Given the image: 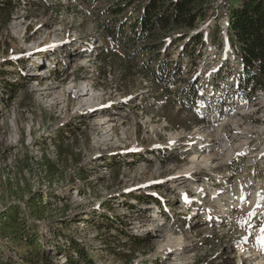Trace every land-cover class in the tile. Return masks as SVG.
Wrapping results in <instances>:
<instances>
[{"label": "rangeland", "instance_id": "1", "mask_svg": "<svg viewBox=\"0 0 264 264\" xmlns=\"http://www.w3.org/2000/svg\"><path fill=\"white\" fill-rule=\"evenodd\" d=\"M104 2L14 0L1 12L0 221L17 215L25 230L0 222V264H82L71 240L92 264H243L249 255L248 264H264V92L250 103L233 97L225 14L217 43L206 39L193 63L172 48L187 78L199 75L196 101L182 105L183 84L162 91L132 47L104 48L96 17ZM101 49L133 56L131 73L117 55L105 66ZM47 66L52 79L32 74ZM71 80L93 88L108 124L94 125L70 89L60 104L37 89ZM196 151L217 158L183 182L178 166ZM160 227L182 241L177 254L158 243ZM12 231L35 233L36 249Z\"/></svg>", "mask_w": 264, "mask_h": 264}, {"label": "trees", "instance_id": "2", "mask_svg": "<svg viewBox=\"0 0 264 264\" xmlns=\"http://www.w3.org/2000/svg\"><path fill=\"white\" fill-rule=\"evenodd\" d=\"M13 1L0 0V15L4 8L12 6ZM104 1L96 13L104 48L124 51L132 47L136 53L134 56L144 59L140 61V66L145 79L162 91H169L177 83L183 84L177 92V99L181 92H186V100H180L182 105L196 101L199 75L194 73L187 78L185 68L175 60L185 53L188 61L193 63L200 56L206 39L217 43L221 13L226 16L224 33L236 65L231 84L233 97L240 103H250L255 100L257 92H264V0ZM217 3L221 4L220 8L216 7ZM4 16L5 26L10 15L6 13ZM210 19L214 20L213 24L209 22ZM177 46L178 54L174 58L172 48ZM103 50L99 59L105 66L107 60L116 55L120 57L111 50ZM125 58H121L124 63L121 66L125 73H131L134 57L127 54ZM210 87L214 88L215 84L212 83ZM44 168L47 170L48 165L45 164ZM40 202L41 198L38 197L35 205H40ZM0 222L3 228L17 225L21 231L25 230L24 222L17 215ZM11 233H8L9 237L24 241L31 239L30 245L36 249L38 236L35 233L32 237L29 234L23 236V232L18 235L17 232ZM132 241L136 244L140 239L133 237ZM71 243L82 264H92L77 243L73 240ZM71 259L67 258V262L70 263Z\"/></svg>", "mask_w": 264, "mask_h": 264}, {"label": "bare ground", "instance_id": "3", "mask_svg": "<svg viewBox=\"0 0 264 264\" xmlns=\"http://www.w3.org/2000/svg\"><path fill=\"white\" fill-rule=\"evenodd\" d=\"M15 27L17 28L18 25L16 24ZM51 37H54V36L51 35ZM53 46H55V45H53ZM28 48H29V50H31L33 47L32 46H28ZM46 72H48V68L47 67H41L37 72H35V74L36 75L38 74L40 76L41 74H44ZM37 89L38 90H44V91L52 92V94L56 98V101H57L58 104L61 103V102H59V100L62 99L63 95L66 92L72 91V92H74V95L78 99L79 103H85L87 105L89 116L90 117H94L95 119L97 118V121L94 122V125H96L97 127H99V126L101 127L104 124H108L110 122V118H107V116L102 117V116L98 115L99 111H96L98 109V107H97L98 105L96 103L92 102L94 100V98H92V96L94 94V90H93V88L88 86V84L85 82V80H82V82H74V81L71 80L69 83H67L65 88H60V89H57V85L41 87V86H38V84H37ZM69 89H70V91H68ZM85 96H87V97H85ZM84 98H85V102H83ZM104 137H105V139H107L109 137V135L107 134ZM214 155H217V154L205 153V152L201 153V152L196 151L195 153H193L190 156V159L188 160L187 163H185L184 165L178 166L179 167V171H178V174H177L178 176L177 177L179 178V180H182L183 182H186L183 178L185 176H187V174L189 172L191 174H195L194 170L202 168L203 164H206V162L211 160L212 158L213 159L217 158ZM184 186L185 185L178 186V188H179L178 193H184L187 190H189L188 188H185ZM171 195L172 196H170L169 200L175 198L174 194H171ZM216 196H217V194H216ZM197 198L198 197L194 196L193 200L195 201V200H197ZM221 204L225 205V202L224 203L221 202ZM156 230H157L156 236L159 237L157 239L158 243L161 244V246L169 247L170 252H172V254H177L179 249H180L179 245L182 243L180 238L177 237V236H173L171 238L167 237V234L164 232V229L161 228V227L156 229ZM183 248H184V246H183ZM249 256L252 257V255H249ZM251 257H248V258H251ZM248 258L245 257V259L243 260V264H248V262H250V261H247ZM171 264H177V262H175V260H172ZM219 264H222V263H219ZM257 264H259V263H257Z\"/></svg>", "mask_w": 264, "mask_h": 264}, {"label": "snow or ice", "instance_id": "4", "mask_svg": "<svg viewBox=\"0 0 264 264\" xmlns=\"http://www.w3.org/2000/svg\"><path fill=\"white\" fill-rule=\"evenodd\" d=\"M261 198L264 199V197H261ZM241 199H243V197H241ZM257 207H260V205L257 204ZM254 216H257L256 208H254L251 212L248 213L249 219L254 217ZM261 230L264 231V224L261 225Z\"/></svg>", "mask_w": 264, "mask_h": 264}]
</instances>
